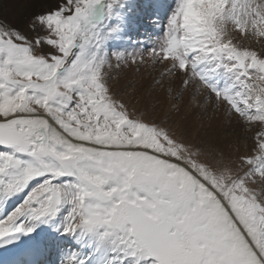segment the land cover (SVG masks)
Wrapping results in <instances>:
<instances>
[{"label": "snow or ice", "instance_id": "snow-or-ice-1", "mask_svg": "<svg viewBox=\"0 0 264 264\" xmlns=\"http://www.w3.org/2000/svg\"><path fill=\"white\" fill-rule=\"evenodd\" d=\"M0 264H264V0H0Z\"/></svg>", "mask_w": 264, "mask_h": 264}, {"label": "rangeland", "instance_id": "rangeland-1", "mask_svg": "<svg viewBox=\"0 0 264 264\" xmlns=\"http://www.w3.org/2000/svg\"><path fill=\"white\" fill-rule=\"evenodd\" d=\"M17 13H15V14H13L14 16L16 15ZM13 16V17H14ZM11 18V17H10ZM144 70V71H143ZM143 72V73H142ZM141 73V74H140ZM140 73L139 74H136L135 76H137V78L136 77H134V80H136V81H138V80H140L141 79V77L145 74V69H141V71H140Z\"/></svg>", "mask_w": 264, "mask_h": 264}, {"label": "bare ground", "instance_id": "bare-ground-1", "mask_svg": "<svg viewBox=\"0 0 264 264\" xmlns=\"http://www.w3.org/2000/svg\"><path fill=\"white\" fill-rule=\"evenodd\" d=\"M15 13H17V10L15 9V8H13V9H11L10 10V12H9V16L12 18L14 15L13 14H15ZM144 71V70H143ZM143 73V72H142ZM141 74V73H140ZM136 78H137V76H135ZM138 79V78H137ZM139 81V80H138Z\"/></svg>", "mask_w": 264, "mask_h": 264}]
</instances>
